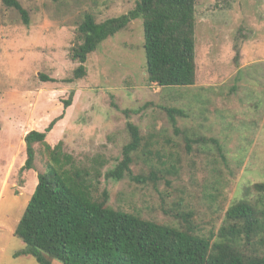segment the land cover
<instances>
[{
    "label": "rangeland",
    "instance_id": "obj_1",
    "mask_svg": "<svg viewBox=\"0 0 264 264\" xmlns=\"http://www.w3.org/2000/svg\"><path fill=\"white\" fill-rule=\"evenodd\" d=\"M18 1L28 12V25L0 0V264H37L20 254L26 246L14 232L49 155L36 145L34 169L23 170L24 137L30 131L44 132L53 121L46 143L51 148L62 144V153L71 158L65 168L87 172L94 194L106 190L113 208L144 218L174 221L165 210L183 198L184 210L193 209L197 221L210 220V203L202 194L210 152L191 143V156H181L180 165L173 162L175 171L168 164L165 180L155 187L128 177L106 180L105 173L116 166L129 141L125 109L143 107L130 120L145 135L162 131L172 144L182 141L159 107H182L188 117L178 120L180 129H210L201 133L229 150L233 169L225 195L230 201L240 196L243 184L264 180V0H196L195 82L179 90L148 84L141 18L88 57L83 78L73 77L78 63L71 53L84 14L99 23L128 13L137 0ZM219 113L231 114L240 129L225 134L232 143L221 134ZM155 115L159 118L153 121ZM131 170L135 177L150 175L140 161Z\"/></svg>",
    "mask_w": 264,
    "mask_h": 264
},
{
    "label": "trees",
    "instance_id": "obj_2",
    "mask_svg": "<svg viewBox=\"0 0 264 264\" xmlns=\"http://www.w3.org/2000/svg\"><path fill=\"white\" fill-rule=\"evenodd\" d=\"M1 3L15 10L28 25V12L18 0H1ZM195 6L196 0H137L128 13L99 23L91 14H84L71 53V60L78 63L74 79L84 77L88 57L105 40L141 18L148 84L170 90L193 86ZM72 97L71 92L66 107L70 106ZM159 109L182 143L172 144L162 131L143 134L130 120L143 107L125 109L122 113L127 118L125 129L129 141L123 145L116 166L105 173V179L121 181L128 177L155 187L165 180L168 164L175 171L173 162L180 165L181 156H191V143L203 144L210 152L207 153L208 179L202 186L203 197L210 203V220L197 221L193 209L184 210L183 198L165 210V214L174 217L171 222L113 208L108 191L94 194L87 172L74 166L65 168L71 158L62 153L61 143L53 148L46 143L47 134L56 122L53 121L44 132L30 131L24 137L23 170L34 169L36 145L44 148L49 161L37 176L34 193L14 232L26 246L20 254L33 257L37 264H264V180L243 184L240 196L230 201L225 191L233 168L229 165L226 146L219 139L201 133L208 128L180 129L178 120L188 117L182 107ZM156 115L152 116L153 121L159 118ZM202 120H206L205 115ZM232 120L231 114L217 115L216 122L222 125L224 137L240 133ZM138 161L149 168L150 175L132 176L131 166Z\"/></svg>",
    "mask_w": 264,
    "mask_h": 264
}]
</instances>
